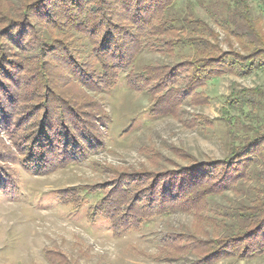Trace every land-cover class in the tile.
I'll return each instance as SVG.
<instances>
[{
  "label": "trees",
  "instance_id": "obj_1",
  "mask_svg": "<svg viewBox=\"0 0 264 264\" xmlns=\"http://www.w3.org/2000/svg\"><path fill=\"white\" fill-rule=\"evenodd\" d=\"M178 1L0 0V130L17 146L16 153L1 148L0 159L7 155L28 172L46 174L103 150L109 115L90 91L114 88L124 71L128 84L156 97L152 112L177 117L186 98L209 104L210 82L264 73V0H256L258 14L250 0L202 3L225 33L227 50L191 8L177 15ZM187 46L193 54L177 64L133 70L144 49L173 54ZM223 103V158L188 157V165L163 171L116 167L109 181L60 190L61 198L76 209L89 204L88 221L101 220L116 236L158 218L191 215L189 228L160 239V261L264 256V89L234 87ZM194 122L213 124L203 116ZM18 186L14 172L0 168V193L15 194ZM229 192L235 200L216 201ZM46 257L70 264L58 251Z\"/></svg>",
  "mask_w": 264,
  "mask_h": 264
},
{
  "label": "rangeland",
  "instance_id": "obj_2",
  "mask_svg": "<svg viewBox=\"0 0 264 264\" xmlns=\"http://www.w3.org/2000/svg\"><path fill=\"white\" fill-rule=\"evenodd\" d=\"M207 2L179 0L175 13L185 15L191 8L217 31L221 46L227 50L225 33L203 7ZM250 3L258 14L259 2ZM235 46L239 48L238 43ZM85 49L88 48L84 46L82 51ZM192 54L188 46L177 48L173 54L144 49L133 70L138 73L150 64L174 65ZM127 74L124 71L110 90L90 91L109 115L103 150L86 161L46 174L28 172L7 155L0 159V168L11 169L20 187L15 194L0 193V264H52L46 257L47 250L62 253L70 264H189L155 257L160 254V239L169 231L189 228L191 215L176 213L158 218L141 231L116 236L101 220L88 221L89 204L82 203L76 209L63 201L59 191L107 182L116 167L163 171L188 165V157L223 158L228 134V125L221 119L224 97L234 87L264 89V73L248 77L226 75L210 82L204 89L211 98L209 104H194L186 98L178 117L152 112L156 97L146 87L128 84ZM195 116H203L213 124L195 123ZM1 148L6 153L17 152L13 137L2 129ZM232 200L233 192L216 198L223 204ZM215 264H264V256L242 262L224 259Z\"/></svg>",
  "mask_w": 264,
  "mask_h": 264
}]
</instances>
